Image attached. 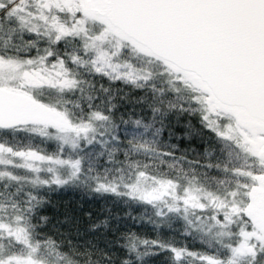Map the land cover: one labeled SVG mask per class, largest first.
Returning a JSON list of instances; mask_svg holds the SVG:
<instances>
[{
  "label": "snow or ice",
  "instance_id": "1",
  "mask_svg": "<svg viewBox=\"0 0 264 264\" xmlns=\"http://www.w3.org/2000/svg\"><path fill=\"white\" fill-rule=\"evenodd\" d=\"M64 188L150 209L127 215L156 237L45 231ZM158 257L264 264V0H0V264Z\"/></svg>",
  "mask_w": 264,
  "mask_h": 264
},
{
  "label": "trees",
  "instance_id": "2",
  "mask_svg": "<svg viewBox=\"0 0 264 264\" xmlns=\"http://www.w3.org/2000/svg\"><path fill=\"white\" fill-rule=\"evenodd\" d=\"M183 129L179 126L174 128V135L170 143L177 146V155L182 152H187L190 158L196 155V152L202 153L204 145L198 140L188 141L182 138ZM165 140H168V133H163ZM47 150L51 151V146H46ZM195 150V151H193ZM50 204L46 207L44 214L50 217L49 225L45 231L56 233L60 232L70 234V238L78 243L92 240L93 242H100L103 246L105 238L112 237L111 228H115L119 223L120 231H134L141 237L155 238L157 233L154 226L147 223L146 220L136 222L128 217L131 212L132 216L139 218L140 216L150 215L149 209L145 213L143 206L125 205L122 200H118L111 196H95L86 194L84 191L75 188L57 189L47 193ZM119 216V221L114 217ZM110 221V226L105 229L103 225L95 231H89V228L104 220ZM79 231L81 235L76 236ZM165 238L175 237L178 244H187L192 250H203L198 242H194L191 238H185L180 235L181 224L176 223L172 230L167 228L161 229ZM162 257L154 258L150 264H161Z\"/></svg>",
  "mask_w": 264,
  "mask_h": 264
}]
</instances>
